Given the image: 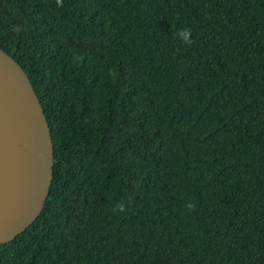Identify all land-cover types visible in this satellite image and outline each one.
I'll use <instances>...</instances> for the list:
<instances>
[{
  "label": "trees",
  "instance_id": "1",
  "mask_svg": "<svg viewBox=\"0 0 264 264\" xmlns=\"http://www.w3.org/2000/svg\"><path fill=\"white\" fill-rule=\"evenodd\" d=\"M0 47L54 147L0 264H264V0H0Z\"/></svg>",
  "mask_w": 264,
  "mask_h": 264
},
{
  "label": "water",
  "instance_id": "2",
  "mask_svg": "<svg viewBox=\"0 0 264 264\" xmlns=\"http://www.w3.org/2000/svg\"><path fill=\"white\" fill-rule=\"evenodd\" d=\"M53 172V139L41 100L22 65L0 47V243L39 217Z\"/></svg>",
  "mask_w": 264,
  "mask_h": 264
},
{
  "label": "clouds",
  "instance_id": "3",
  "mask_svg": "<svg viewBox=\"0 0 264 264\" xmlns=\"http://www.w3.org/2000/svg\"><path fill=\"white\" fill-rule=\"evenodd\" d=\"M63 0H57V6H61ZM176 37L187 46H191L193 44L192 40V30L190 28H182L176 32ZM126 210V205L121 201L115 204L112 211L116 212H124Z\"/></svg>",
  "mask_w": 264,
  "mask_h": 264
}]
</instances>
